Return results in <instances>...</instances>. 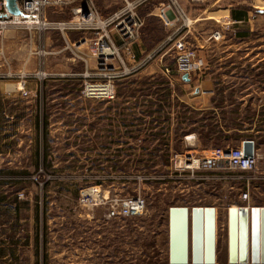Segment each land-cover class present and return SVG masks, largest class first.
I'll use <instances>...</instances> for the list:
<instances>
[{"label": "rangeland", "instance_id": "obj_1", "mask_svg": "<svg viewBox=\"0 0 264 264\" xmlns=\"http://www.w3.org/2000/svg\"><path fill=\"white\" fill-rule=\"evenodd\" d=\"M230 3L254 13L246 22H230L225 28L215 20L195 24L187 13L189 26L176 21L173 30H167L158 17L147 30L155 44L176 31L195 49L208 35L222 33L220 41H209L213 44L207 61L215 90L209 98L193 99V86L173 87L161 69L142 73L143 68L129 66L131 74L112 80L114 102L82 94L85 83L103 81L95 77L98 68L84 73L89 77L80 74L82 82L51 84L48 100L39 95L33 102L31 94L0 97V264H171L173 207L215 208V264H232L229 212L264 204V180L258 181V191L251 190L247 203L240 196L249 173L187 171L172 162L175 155L207 158L215 149L256 139L264 175V0H221L210 11ZM178 4L188 10L189 3ZM208 4L215 3H199ZM77 5L69 6L64 21L73 18ZM91 48L86 52L93 53L92 42ZM168 57L173 67L174 49ZM187 94H192L194 106L210 110L202 114L191 109L179 99ZM156 112H163L168 122L167 136L155 143L152 131L144 146L141 131L153 124ZM169 113L174 115L172 143ZM185 137L194 141L185 146ZM92 190L108 201L142 197L146 211L134 218L107 220V206L86 201Z\"/></svg>", "mask_w": 264, "mask_h": 264}, {"label": "built area", "instance_id": "obj_2", "mask_svg": "<svg viewBox=\"0 0 264 264\" xmlns=\"http://www.w3.org/2000/svg\"><path fill=\"white\" fill-rule=\"evenodd\" d=\"M22 15H13L7 8V0H0V36L7 30L13 28H23L36 31L40 34L55 29L60 31H83L92 35L93 57L96 60L98 77L100 82L85 83L82 94L88 99H97L107 102L117 100V92L113 79L125 77L131 74L128 68L129 61L135 60L133 46L139 39L144 22L138 13V8L149 0H16ZM97 1L115 3L122 1L123 5L110 12L103 14ZM168 5H162L159 18L166 28H170L176 21H182L183 26H189L191 20L187 12L178 4L177 0H169ZM73 7V18L69 21L52 22L49 20V11L63 9L68 6ZM212 38L220 41L223 35L220 31L215 32ZM86 41V39H85ZM176 53L175 67L166 66L165 73L170 75L177 72L181 75H189L200 72L205 68L200 59L197 49L192 47L183 38L170 37ZM152 57H148L132 70H140L145 67ZM122 67L120 72L118 67ZM89 77V74H84ZM46 76V75H44ZM24 97L30 93L21 89ZM259 155L246 156L244 144L240 147L218 148L212 152L211 157L195 158L194 155H175L172 159L175 168L180 170H223L239 171L249 173L250 178L246 188L241 189V200L251 201V182L264 180V175L260 173ZM93 191V190H92ZM91 191V192H92ZM99 196L98 199L86 193V201H92L98 206H107L105 218L115 220L119 218H134L145 213L147 204L142 197L116 198L108 201L101 196L99 190H94ZM250 208V205L245 206ZM264 208V207H263ZM68 264V263H66ZM70 264V263H69Z\"/></svg>", "mask_w": 264, "mask_h": 264}, {"label": "crops", "instance_id": "obj_3", "mask_svg": "<svg viewBox=\"0 0 264 264\" xmlns=\"http://www.w3.org/2000/svg\"><path fill=\"white\" fill-rule=\"evenodd\" d=\"M128 1L132 2L136 0ZM178 1L189 3L186 12L191 18H195V24L198 22L215 20L225 28L230 25V22L235 24L243 23L242 21H235L233 19V14H237V10H239L236 4L230 3L228 5L218 6L219 9L212 12L210 9L221 0ZM212 1L215 4L199 5L200 2L204 3ZM97 5L101 12L106 15L114 11L112 10L114 6H122L123 2L118 1L115 3H109L97 1ZM162 5L161 1L149 0L138 8L139 15L144 22V27L139 39L133 46L135 60H130L128 66L134 68L142 61H145L148 57H152L149 63L143 67L142 73L148 72L151 68H155L156 70L161 69L164 72L165 67L169 64V52L173 49V46L169 44V38L177 37L179 35L175 31L168 39H166V41L156 44L149 39V31H147L148 27L154 18L157 19L159 17L157 12L160 9L159 6ZM69 11V6L63 9L51 10L49 11V16L51 15L52 22H63ZM252 13L254 12H248L249 18ZM205 15L207 16L202 17ZM199 16L201 18H198ZM172 27L166 29L173 30ZM212 34L203 39L204 44L202 46H197L199 57L203 61L205 68L200 72L192 74L190 81H184V75L179 73H172L170 75L164 73L168 82L171 83L173 87L193 86V91L196 92L193 99L196 100L206 99V97L209 98L215 92L213 89L214 80L209 72L210 68L207 61V53H209V48L211 44H213L209 42L213 40ZM88 48H91L89 33L83 31H60L52 29L42 34L23 28H13L5 31L0 36V79L2 80L0 81V97L6 99H11L12 97L22 98L23 95L21 88L24 87V89L31 94L30 98L33 102L34 99L36 100L39 97V95L46 97L48 100V97L54 88H51V84L82 82L80 80L81 78H79L80 74H84L85 72L97 68V63L92 52L91 54L86 52V49ZM173 67H175V65ZM147 76H149V74H147ZM191 95L192 94H187L181 96L179 99L191 109L201 112L202 114L210 110L209 107H196L194 104L190 103L193 100ZM169 115L171 117L170 121L172 122V128L169 132L172 143L174 115L172 113H169ZM162 116L163 112H156L153 124L148 123V127H145L144 130L141 131L142 135L139 139L144 146H146L149 140H151L150 135L152 131L154 132L153 139L155 143L160 141L162 137L167 136L165 131L167 130L166 125L168 122L162 119ZM190 140L194 141V138L185 137L183 144L188 146ZM245 141L242 142V145ZM252 142L254 143V153L259 155L260 159L263 155L262 150L256 139L252 140ZM258 185V181L251 184L252 192L259 190ZM250 207L263 208L264 204L260 206L250 205Z\"/></svg>", "mask_w": 264, "mask_h": 264}, {"label": "water", "instance_id": "obj_4", "mask_svg": "<svg viewBox=\"0 0 264 264\" xmlns=\"http://www.w3.org/2000/svg\"><path fill=\"white\" fill-rule=\"evenodd\" d=\"M7 8L13 15H22L16 0H7ZM183 80L190 81L186 74ZM246 156H253L254 143L245 141ZM263 214L260 220L257 211ZM230 262L264 264V208L251 212L241 208L230 210ZM261 227L262 249L259 235ZM251 235V236H250ZM239 257V258H238ZM217 258L216 209L213 207H173L170 209V262L171 264H215Z\"/></svg>", "mask_w": 264, "mask_h": 264}, {"label": "bare ground", "instance_id": "obj_5", "mask_svg": "<svg viewBox=\"0 0 264 264\" xmlns=\"http://www.w3.org/2000/svg\"><path fill=\"white\" fill-rule=\"evenodd\" d=\"M89 192H90V194L92 195L93 198L98 199L99 196L96 194V192H94V191H92V192L89 191ZM241 208H245V209H247L249 211V214H250L249 215L250 216L249 218H250V221H251V212H252V210L254 208H252V207H250V208L241 207ZM241 208H233V210H235V211L238 212ZM259 210L260 211H257L256 213H258L260 220H262L263 219V214L260 213L261 212V209H259ZM229 214H230V212H229ZM256 233L259 235L260 245H261V249H262V235H263V232H262L261 227L259 228V230L256 231ZM216 238H217V211H216ZM229 250H230V223H229ZM234 264H242V263L238 262V263H234ZM250 264H253V263H251V259H250Z\"/></svg>", "mask_w": 264, "mask_h": 264}, {"label": "trees", "instance_id": "obj_6", "mask_svg": "<svg viewBox=\"0 0 264 264\" xmlns=\"http://www.w3.org/2000/svg\"><path fill=\"white\" fill-rule=\"evenodd\" d=\"M250 10L245 7H240L239 10H237V14H233V19L235 21H242L245 22L248 19V12ZM259 12V11H256Z\"/></svg>", "mask_w": 264, "mask_h": 264}]
</instances>
